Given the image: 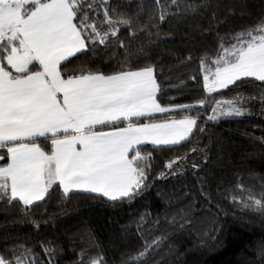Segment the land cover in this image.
<instances>
[{
    "label": "trees",
    "instance_id": "1",
    "mask_svg": "<svg viewBox=\"0 0 264 264\" xmlns=\"http://www.w3.org/2000/svg\"><path fill=\"white\" fill-rule=\"evenodd\" d=\"M97 6L102 12L99 0ZM104 7L115 10L113 19L126 13L133 20L130 28L117 25L131 52L127 64L124 49L96 44L67 62L63 73L83 68L111 74L122 65L123 70L153 66L158 102L174 107L205 98L201 58L215 59L218 33L228 40L230 33L254 24L264 13V0H180L179 9L154 0H110ZM164 9L172 14L160 21ZM260 83L239 81V90L233 85L213 93L205 108L172 113L196 117L197 126L180 145L141 146V154L151 157L147 187L131 201L111 202L84 192L65 195L58 185L30 208L0 200V255L14 259L15 249L22 264H88L99 256L105 264H123L146 242L163 238L143 264H264L258 255L264 214L240 203L247 189L260 198L264 185V88L248 86ZM235 97L242 98L245 116L207 119L215 100ZM178 157L183 159L172 169L165 167ZM173 218L176 223H170Z\"/></svg>",
    "mask_w": 264,
    "mask_h": 264
},
{
    "label": "snow or ice",
    "instance_id": "2",
    "mask_svg": "<svg viewBox=\"0 0 264 264\" xmlns=\"http://www.w3.org/2000/svg\"><path fill=\"white\" fill-rule=\"evenodd\" d=\"M109 2L99 0L101 12L97 0H0V150H6L0 152L4 162L0 165V200L9 206L20 203L30 208L43 201L54 185L65 195L76 191L111 202L131 201L147 187L151 157L141 154V146L180 145L197 126V118H174L172 113L205 108L213 93L232 85L239 90L242 85L237 82L246 78L261 82L248 86L264 88V13L254 24L230 33L228 40L217 34L215 59L209 62L205 54L200 60L207 95L195 105L162 106L153 66L123 70L122 65V70L111 74L81 68L65 75L67 62L96 44L113 43L124 49L127 64L131 52L119 39L117 25L130 28L133 20L126 13L113 19L110 13L115 10L104 7ZM154 3L180 6V0ZM169 14L164 9L158 18L164 21ZM130 35L135 38L136 33ZM241 102L240 97L215 100L207 119L243 116ZM179 159L183 158L165 167L172 169ZM237 187L245 190L242 184ZM261 187L260 198L247 189L249 195L240 203L264 214ZM170 223H176L175 218ZM162 239L146 242L142 251L128 256L123 264H143ZM11 252L14 259L0 255V264H22L16 250ZM258 255L264 258V245ZM88 264L105 262L99 256Z\"/></svg>",
    "mask_w": 264,
    "mask_h": 264
},
{
    "label": "crops",
    "instance_id": "3",
    "mask_svg": "<svg viewBox=\"0 0 264 264\" xmlns=\"http://www.w3.org/2000/svg\"><path fill=\"white\" fill-rule=\"evenodd\" d=\"M246 79H252V78H246ZM239 82V81H238ZM233 86V85H232ZM231 87V86H230ZM223 90V89H222ZM157 115V117L159 118V119H164V116L163 115H161V114H156ZM184 115H190V114H181V115H178V114H171V116L172 117H174V118H181L182 116H184ZM190 116H192V115H190ZM192 117H194V116H192ZM194 118H196V117H194ZM144 122H148V121H144ZM195 128V127H194ZM104 130H108L107 128H105ZM149 145H151V144H149ZM60 188V190H61V192L63 193V189L61 188V187H59ZM74 192H76V191H74ZM70 193H72V192H70ZM64 194V193H63ZM92 194H94V193H92ZM40 202V201H39ZM37 203V202H36Z\"/></svg>",
    "mask_w": 264,
    "mask_h": 264
},
{
    "label": "rangeland",
    "instance_id": "4",
    "mask_svg": "<svg viewBox=\"0 0 264 264\" xmlns=\"http://www.w3.org/2000/svg\"><path fill=\"white\" fill-rule=\"evenodd\" d=\"M239 107H242L244 110H245V114H244V116L246 115V113H247V111H246V109L240 104V105H238ZM210 115H212V112L208 115V116H210ZM207 116V117H208ZM233 117H235V116H233ZM221 118H228V117H221ZM220 118V119H221ZM210 121H213V120H210Z\"/></svg>",
    "mask_w": 264,
    "mask_h": 264
}]
</instances>
